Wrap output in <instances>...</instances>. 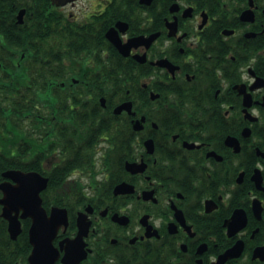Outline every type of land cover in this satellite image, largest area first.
<instances>
[{
  "label": "flooded vegetation",
  "instance_id": "af4514ba",
  "mask_svg": "<svg viewBox=\"0 0 264 264\" xmlns=\"http://www.w3.org/2000/svg\"><path fill=\"white\" fill-rule=\"evenodd\" d=\"M11 2L0 74L36 90L38 171L60 172L55 264L80 222L78 264H264V0Z\"/></svg>",
  "mask_w": 264,
  "mask_h": 264
},
{
  "label": "trees",
  "instance_id": "16d2710c",
  "mask_svg": "<svg viewBox=\"0 0 264 264\" xmlns=\"http://www.w3.org/2000/svg\"><path fill=\"white\" fill-rule=\"evenodd\" d=\"M9 8H20L16 5L19 0H11ZM41 0H27L30 8H36V4ZM50 3V0H47ZM5 0H0V8H7ZM25 6V3H23ZM17 48L19 44L15 45ZM1 62V61H0ZM5 65L6 61H2ZM8 67H6L7 69ZM26 90L25 77L18 72L16 75L4 76L0 74V183L4 180L2 172L8 168H21L24 170H39V160L45 144L40 135L36 136L25 125V114L32 112L33 116L29 121L31 128H38V116L35 112L36 90ZM7 102V105H4ZM103 123V122H102ZM81 142L71 146L75 148L73 157L76 164L87 160L85 164L92 161L96 140L90 137L84 147H79ZM60 178V172H51L49 187L43 192L44 205L49 208L54 198L53 191ZM79 191V189H76ZM56 202V200L54 201ZM24 230L17 240H13L8 232V223L1 216L0 205V264H27V258L31 251L28 228L30 219L23 221Z\"/></svg>",
  "mask_w": 264,
  "mask_h": 264
},
{
  "label": "water",
  "instance_id": "95a60500",
  "mask_svg": "<svg viewBox=\"0 0 264 264\" xmlns=\"http://www.w3.org/2000/svg\"><path fill=\"white\" fill-rule=\"evenodd\" d=\"M74 0H52L54 4L65 5ZM23 11L21 10V13ZM132 103L125 102L116 108L120 113L130 109ZM131 168V164H128ZM5 180L0 183L1 216L8 221V230L13 240H16L23 231V219L30 218L29 238L32 251L28 257L29 264H55L60 255V250L54 245V239L60 228L68 226L69 215L66 208L53 206L50 213L43 204L42 191L49 185V178L39 171H26L10 168L2 173ZM84 220V218H80ZM80 233L76 239L68 241L67 253L64 257L65 264H78L81 258L73 260L70 246L82 238L87 225H81ZM64 242V241H63Z\"/></svg>",
  "mask_w": 264,
  "mask_h": 264
},
{
  "label": "rangeland",
  "instance_id": "374dc122",
  "mask_svg": "<svg viewBox=\"0 0 264 264\" xmlns=\"http://www.w3.org/2000/svg\"><path fill=\"white\" fill-rule=\"evenodd\" d=\"M7 104H8L7 102H4V105H7ZM100 156H101V155H100ZM100 156H99V157H100ZM87 177H88L87 175H85V177H84L86 182H87Z\"/></svg>",
  "mask_w": 264,
  "mask_h": 264
}]
</instances>
